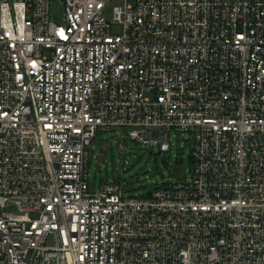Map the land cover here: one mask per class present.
Returning <instances> with one entry per match:
<instances>
[{
    "label": "built area",
    "instance_id": "1",
    "mask_svg": "<svg viewBox=\"0 0 264 264\" xmlns=\"http://www.w3.org/2000/svg\"><path fill=\"white\" fill-rule=\"evenodd\" d=\"M119 128L191 175L91 189ZM0 264H264V0H0Z\"/></svg>",
    "mask_w": 264,
    "mask_h": 264
},
{
    "label": "rangeland",
    "instance_id": "2",
    "mask_svg": "<svg viewBox=\"0 0 264 264\" xmlns=\"http://www.w3.org/2000/svg\"><path fill=\"white\" fill-rule=\"evenodd\" d=\"M54 4H58L54 1ZM112 4L106 16H112ZM118 31V27L113 28ZM170 150L161 154L158 146L142 144L129 136L124 128L99 131L90 146V184L97 189L114 179L127 182L125 195H148L156 184L180 182L191 175L194 141L190 133L173 131Z\"/></svg>",
    "mask_w": 264,
    "mask_h": 264
},
{
    "label": "water",
    "instance_id": "3",
    "mask_svg": "<svg viewBox=\"0 0 264 264\" xmlns=\"http://www.w3.org/2000/svg\"><path fill=\"white\" fill-rule=\"evenodd\" d=\"M161 153H162L161 151H158L157 153H154L153 151L151 152V154H156V155L161 154Z\"/></svg>",
    "mask_w": 264,
    "mask_h": 264
},
{
    "label": "trees",
    "instance_id": "4",
    "mask_svg": "<svg viewBox=\"0 0 264 264\" xmlns=\"http://www.w3.org/2000/svg\"><path fill=\"white\" fill-rule=\"evenodd\" d=\"M191 158H192V156H191ZM114 181H122V179H114Z\"/></svg>",
    "mask_w": 264,
    "mask_h": 264
}]
</instances>
